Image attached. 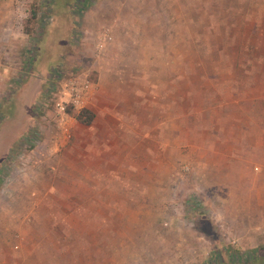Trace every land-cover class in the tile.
I'll return each mask as SVG.
<instances>
[{"label":"rangeland","instance_id":"374dc122","mask_svg":"<svg viewBox=\"0 0 264 264\" xmlns=\"http://www.w3.org/2000/svg\"><path fill=\"white\" fill-rule=\"evenodd\" d=\"M99 3L0 0V20H7L0 24V264H264V233L254 245L260 231L254 226L243 243L235 224L242 217L234 208L243 198L238 191L247 183L229 150L232 137L252 138L244 157L256 174V136L264 134V0H171L159 32H138L150 37L145 46L131 44L132 32L116 30L113 14L100 20ZM109 26L118 41L100 48ZM44 66L59 71V81L77 74L94 83V92L103 87L119 98L123 119L135 108V117L149 115L131 91L153 87L154 126L128 122L102 136L117 135L129 158L131 149L141 154L137 132L144 129L159 158H118L104 149L106 167L98 169L92 158V173L84 176L85 142L99 129L90 133L72 117L57 120L46 99L49 71L30 101L39 85L30 72ZM111 67L123 77L114 79ZM182 71L184 78H170ZM162 119L170 125H159ZM175 138L180 152L161 149ZM168 164L173 177L154 189L150 174ZM236 180L237 190L227 186ZM211 204L227 208L228 228L216 223Z\"/></svg>","mask_w":264,"mask_h":264},{"label":"crops","instance_id":"0c3cea01","mask_svg":"<svg viewBox=\"0 0 264 264\" xmlns=\"http://www.w3.org/2000/svg\"><path fill=\"white\" fill-rule=\"evenodd\" d=\"M170 1L171 0H100V3H99L100 7H98L97 9V15H98V18L102 20V18H107V15L113 14L114 21L117 24L116 26L115 24H113V27H116V30L121 29V30L132 32L131 38H130V42L132 45L140 44L141 46H145L146 45L145 41H147L148 43L149 41L148 38L150 37L148 35H145V36L143 35L144 36L143 38H145L143 39L142 37H140V34H138V32H147V33L151 31L159 32L160 29L158 28V26L160 25V21H162L163 17L167 15L170 6L174 8V5L170 4ZM168 4H170V6ZM260 13H264V9ZM126 16H129L128 22H126L127 21ZM0 22H2L0 24L4 26L7 20L6 21L0 20ZM110 26L103 29V33L101 36L102 42H100L103 46L106 45L105 43L107 42L112 43L115 40V38L113 37V34H111ZM162 27L163 25L161 26V29ZM105 35L109 36L110 39L105 38ZM115 41H118V40L116 39ZM120 44H122V42H119V45ZM39 68L33 69L30 72V76L32 75L31 78L34 77V78H38L39 80V85H37V88L34 90V93L30 94V99H31L30 101H32L35 95H37L38 89L41 86L40 84L41 79H43L44 77L43 76L44 73H47L46 75H48V71H49L48 67L44 66V67H39ZM49 72L51 73L50 75H53L52 71H49ZM109 72L111 73L114 79L122 78L123 77L122 73H124L123 71H121L120 72L121 74H119V70L115 67H111ZM247 73L251 75L250 72H247ZM185 76H186V73L182 71V72H177V73L172 74L170 78L175 80L179 78H184ZM205 77L213 78L214 76L212 74H209V76L205 75ZM251 77H253V75L248 76L246 78H251ZM102 88L103 87L101 86L99 87V89L96 87V90L93 93L92 102H94L95 106L93 109L90 108L94 112L93 121L89 125H83L86 127H90V131H91L90 133H95V128L99 129L98 136L96 137L90 136L85 142V149H84L85 152H83L82 154V162H81L82 172L84 176H89L92 173L91 162H90L92 158L96 159L95 157H98L99 163H97V166H96L98 169H102L106 167V163L103 162L104 160H106V157L101 154V152H103L104 149L106 151H109L111 154L118 153L117 154L118 158L119 157L128 158L127 153H124V155H122V152H123L122 146H120L119 137L117 135H114L113 137L114 140L112 141H110L109 137L102 136V135H106L107 130L109 132V130L113 128V131L116 132L115 128H119V127L121 128L129 124L128 122H130L131 124H135V126L137 127H152L155 124L154 118H153V111H154V99L152 98L153 93H154L153 87L148 88L149 92H146L145 90H140L139 87L138 88L136 87L131 91L132 96H134L132 98L137 104V107H142L143 105H145L146 109L149 107L148 109L151 110V112L149 111V115L147 114L144 120L140 119L139 117H135V116H138V109L136 108L133 109V113L131 114L132 118L123 119L119 117L117 115V109L115 107L120 101L119 98H115V97L112 98V94L110 92L106 93L104 90H102ZM113 91H116V88H114ZM148 93L150 94V98H148L147 96ZM114 96H117V95L114 94ZM157 123L159 125L161 124V126L170 125L169 122H166L163 119ZM137 133H138L137 136L139 138L140 137L143 138V142L141 145L142 152L141 154L136 153L134 155V152L131 149V152L129 153L130 156L128 159H130L131 157L141 159V160H145V159L154 160L155 158H159L158 156H155L153 149H151L150 145L145 140V137H147L149 133L146 132L147 134H145L144 129L139 130ZM144 134L146 135L145 137H144ZM101 137L104 139L103 142L100 139ZM248 138L249 137H245L241 135L238 137H232V141H231L232 147L231 149H229L231 150L230 151L231 156L232 154H236L235 157H232L233 161H231V163L234 165H238L237 167H235L237 171H240L242 174L245 172V182L247 183V187H245V185L244 187H242L240 191L241 193L238 191L239 195L243 194V198H241L242 199L241 201L240 199H237L239 202H235L236 204L234 208L235 210L239 208L242 214V217L241 219L237 218L235 224H238L240 226L239 230L243 232L241 236V238H243V243H248L250 241L249 231L254 226H257L258 228H260V231L256 232L257 241H255L254 243V245H258L259 238H261L259 233H264V134H259L258 136H256L257 143H258L257 150L260 154L258 156L259 166L255 167V169L257 168L256 174L250 171L247 157H244V153L250 149L249 141L252 138L250 139ZM176 139L177 138H175L172 143L170 140L169 144L168 142H166L167 147H165L163 143V145H161V149L162 148L164 150L172 149L176 152H180V149H181L180 142H179V139L177 140ZM217 139L218 137L215 136L214 141H217ZM247 139L248 141H246ZM95 143L98 144L97 148L99 152V154L96 156H94L93 152H91V147ZM182 145H184L183 141H182ZM233 151L235 152L233 153ZM157 152L163 153L161 152V150H158ZM7 156L9 157L10 153H7L6 157ZM163 156H165V153L163 154ZM1 159L4 160L5 157H1ZM3 160L0 162V164L3 163ZM144 163L146 164V162ZM150 165L155 166L156 164H154L153 162ZM166 166L167 167L165 169L167 170H165L164 172H161L160 175L158 174L154 175V172H153L154 168H152V166L150 167V170L153 173L150 174L149 178H150V181L153 182V184L155 182L154 189L156 190H159V189L161 190L162 185H164V183H166L167 181H170V179L173 177V175H171L173 173L170 170V164ZM5 169H7L6 166H5ZM0 170H2V172L4 171L3 168H1ZM236 183H237V180L235 182V185L234 184L232 185L230 182L227 184V186L233 188V190H237L236 187L238 188L239 185H237ZM223 186L226 187L225 184L222 186H219L218 188L216 187V191L222 189ZM164 189H165V185H164ZM224 190H228V189L225 188ZM213 198L217 199L218 195L214 196ZM218 199H220V197ZM221 199H224V198L222 197ZM223 208L224 207L219 204H216L215 206L211 204V209L214 211L215 216H216V223L221 224L223 228L226 229L228 228L227 224L231 223L230 222L231 217L228 214L229 211L227 210V208L225 209ZM250 211L256 212V215L251 217ZM262 238L264 239V234L262 235ZM221 239H223V236H221V234L220 235L217 234L215 238V246H214L216 251H218L219 249H223L222 246H220Z\"/></svg>","mask_w":264,"mask_h":264},{"label":"built area","instance_id":"2783aa9c","mask_svg":"<svg viewBox=\"0 0 264 264\" xmlns=\"http://www.w3.org/2000/svg\"><path fill=\"white\" fill-rule=\"evenodd\" d=\"M22 1V0H20ZM105 38L110 39L105 35ZM103 45L100 43L99 47ZM52 81L47 90L46 99L47 102H52V105L58 115L57 120L63 121L64 118H71L67 113V106H71L74 110H81L89 108L93 98L94 83L87 78H81L77 74H71L67 77L64 76L62 81L59 79L62 77L59 71L52 73ZM60 89L58 93L54 91ZM73 118V117H72ZM66 133L67 130L65 129Z\"/></svg>","mask_w":264,"mask_h":264},{"label":"trees","instance_id":"16d2710c","mask_svg":"<svg viewBox=\"0 0 264 264\" xmlns=\"http://www.w3.org/2000/svg\"><path fill=\"white\" fill-rule=\"evenodd\" d=\"M67 113L82 125H89L94 119V112L90 108L74 110L71 106H67Z\"/></svg>","mask_w":264,"mask_h":264}]
</instances>
